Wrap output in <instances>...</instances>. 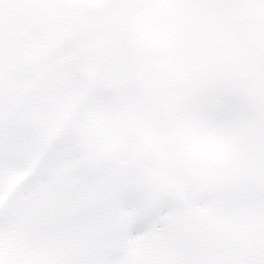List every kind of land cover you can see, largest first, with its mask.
Returning <instances> with one entry per match:
<instances>
[{
  "label": "snow or ice",
  "instance_id": "1",
  "mask_svg": "<svg viewBox=\"0 0 264 264\" xmlns=\"http://www.w3.org/2000/svg\"><path fill=\"white\" fill-rule=\"evenodd\" d=\"M25 89L0 68V264H264V115L54 139Z\"/></svg>",
  "mask_w": 264,
  "mask_h": 264
},
{
  "label": "rangeland",
  "instance_id": "2",
  "mask_svg": "<svg viewBox=\"0 0 264 264\" xmlns=\"http://www.w3.org/2000/svg\"><path fill=\"white\" fill-rule=\"evenodd\" d=\"M145 1V0H144ZM201 1H207V0H192V5L191 6H195L196 4L200 3ZM212 3V6L215 5V3L217 2V0H210ZM251 4L253 7L256 6V11L252 13L251 15V5H247L244 4V8H241V4L237 3L236 0H233L232 3V8L235 11V15L234 17L232 16H228V21H226L225 23H223V30L221 32H218L214 29L213 26H211L210 24H207V22L203 21V14L200 12L201 10H197V20L200 19V23L203 26V31H216L218 32V34H216L217 36H210L211 34H207L206 35V39L204 41V45L206 50H208V54L214 55V52L218 53L217 56H220L219 58L217 57V61L215 62L216 65H222L224 60H229L230 56L229 54H233L235 56L234 60L236 62L237 60V53L240 51V60L243 57V61H249L253 65L259 63V62H263L264 63V52L262 53L261 56H259V59L257 61H254L253 57V53H250L248 50H252L253 45L255 42H257V37L255 36V30L253 28V23L255 21H260V26L262 28V17L264 20V0H258L257 1V5H256V1L254 0H250ZM93 5V6H92ZM75 8V12H81V13H89V12H93L95 10L94 4H93V0H81L78 1L76 3ZM64 9H66V7H64ZM188 14L183 18V22L181 23V27H184L186 19H187ZM239 16H244L246 21H242V22H238L237 18ZM188 17H191L188 16ZM190 21L192 22V24L194 23L193 19H190ZM200 28V27H199ZM240 29V37H238L236 34V37H230L228 39V34L231 32V30L233 29ZM96 30H99L100 32L107 30L106 25L97 27L96 29L90 30V31H86L85 33H81L79 35L74 36L73 38L67 40L66 42H64V44L66 45L67 48H70L72 46L75 47H82L84 45V42L90 41V40H97V35L95 34ZM199 31V30H198ZM202 32V31H199ZM205 33V32H204ZM150 38L151 37H156L157 35L154 33V31H150ZM151 40V39H150ZM243 42V43H241ZM50 44V51H51V57L48 59V67L51 65H54L56 63H58L63 57H65V50L63 47L60 48H55L54 46V42L52 41ZM208 44V48L206 47V45ZM226 44H228L230 46V48L226 47ZM244 46L246 48V50L244 52L241 51L240 45ZM264 46V42L261 43ZM251 45V48H250ZM212 46V49L210 48ZM240 49V50H239ZM247 52V53H246ZM245 55V56H244ZM209 58V56H208ZM231 60V59H230ZM222 61V62H221ZM234 63V62H233ZM232 63V64H233ZM215 65V66H216ZM263 65V64H262ZM47 67V68H48ZM154 70H155V75L156 78H160V74L159 72L161 71L160 69V64L154 60ZM40 71H45V69H41ZM116 71V70H115ZM111 76V78L109 79V81L111 82H103L100 86V88L98 89V91L93 94L91 96L90 102L87 104L85 111L89 114H86L85 116L89 119H93L94 116L99 113L102 112V110H104L105 108L108 107H117L119 105H115L116 103H119L120 101L122 102H128V98H125V95L121 92V87L117 86L118 83H120L121 80V74L120 72L115 73ZM39 74V73H38ZM116 74V77H115ZM248 77L251 78L254 76V72L253 70H251L250 72H247ZM40 75V74H39ZM66 85V80H64L63 76L61 74H58V78L54 84V88L57 91H63ZM114 87L117 88L120 92L121 95L119 98L117 97H109L108 94L106 93H113L114 92ZM75 91V89L73 87L70 88L69 90V97L72 96L73 92ZM257 95H259L260 97L264 98V90L263 89H259L256 92ZM70 100H66L65 97L62 101V105L64 108H69L67 107V104L70 103ZM249 113H253L252 111H249ZM116 114H105L100 120H98L95 124V127L99 125V132H100V136H105L107 135V133L109 131L115 132V133H119L122 130V122H115L113 124V126H111L110 128H105V125L103 123V121H108V118L110 119L109 123L113 122V120L116 118ZM119 116V115H118ZM202 118H204V115L202 116ZM55 120V115L53 116V122ZM53 122L51 123H45L44 125V130L45 133L48 134L50 132V130L52 129L53 126ZM194 124V122H192ZM81 128L79 129V133L82 135L85 132V120L81 123ZM56 128V126L53 127L51 133L54 131V129ZM123 135V134H122Z\"/></svg>",
  "mask_w": 264,
  "mask_h": 264
}]
</instances>
